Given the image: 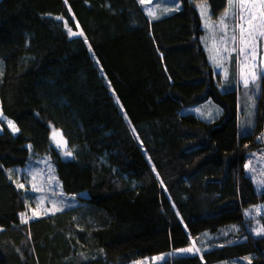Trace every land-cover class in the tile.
Returning <instances> with one entry per match:
<instances>
[{
	"label": "trees",
	"instance_id": "trees-1",
	"mask_svg": "<svg viewBox=\"0 0 264 264\" xmlns=\"http://www.w3.org/2000/svg\"><path fill=\"white\" fill-rule=\"evenodd\" d=\"M141 1L0 0V114L18 129L0 118V264H129L192 241L200 255L160 264H264L244 215L264 192L243 168L261 147L264 77L241 134L238 90H221L200 43L198 7L216 20L228 0H152V14ZM209 100L218 118L182 114ZM31 154L50 156L65 194L87 193L79 205L27 217L8 170Z\"/></svg>",
	"mask_w": 264,
	"mask_h": 264
},
{
	"label": "rangeland",
	"instance_id": "rangeland-1",
	"mask_svg": "<svg viewBox=\"0 0 264 264\" xmlns=\"http://www.w3.org/2000/svg\"><path fill=\"white\" fill-rule=\"evenodd\" d=\"M152 0H143L141 5L151 14L155 5ZM201 18L203 35L200 43L205 50L208 61L215 72L220 73L221 90L236 89L239 94V130L241 134H248L255 125L256 103L261 96V78L264 77V12L259 0L242 4L241 0H229L225 12L216 20H211L206 7H198ZM254 13L255 19L249 25V14ZM242 17V19H241ZM223 20V23L221 21ZM241 27L246 29L241 42ZM233 37H236L234 40ZM243 49V51H241ZM247 81V86H245ZM256 101V102H255ZM220 108L210 100L197 106L185 108L182 114H194L198 118L211 121L219 117ZM0 118L2 116L0 114ZM3 124L13 133L18 129L9 120L2 119ZM263 132L257 138L261 143L258 150L246 153L243 168L251 179L256 193L264 192V119ZM3 128L0 125V132ZM50 145L62 160L69 159L71 151L62 133L50 125ZM68 155V156H67ZM16 188L30 195L27 210L28 218L49 216L57 212L76 207L80 198L86 197L83 192L78 195H68L62 190L56 175L55 166L49 155L31 154L29 162L20 167L8 170ZM264 213V202L253 205L244 210L246 218L253 219L252 232L255 236L264 235V226L257 218ZM1 230V228H0ZM191 249V251H183ZM201 251L192 241L191 245L163 254L141 258L129 264H160L175 256L200 255Z\"/></svg>",
	"mask_w": 264,
	"mask_h": 264
},
{
	"label": "snow or ice",
	"instance_id": "snow-or-ice-1",
	"mask_svg": "<svg viewBox=\"0 0 264 264\" xmlns=\"http://www.w3.org/2000/svg\"><path fill=\"white\" fill-rule=\"evenodd\" d=\"M142 2H143V0H142ZM248 2H249V0H241V3L242 4H247ZM251 2L252 3H255L256 0H251ZM231 3H232V0H229V4L230 5H231ZM259 4H260V6L262 8H264V0H259ZM150 14H151V12H150ZM261 16L264 17V12H261ZM255 18H256L255 17V14L254 13H251V11H250L249 21H248L249 25H251V21L253 19H255ZM241 19H242V17H241ZM221 23H223V20L221 21ZM69 31H71V29H69ZM244 31H246V29H244L243 27H241V42H243V33H244ZM73 35H75V33H73ZM261 35H264V33H261ZM233 39L235 40L236 37H233ZM241 51H243V49H241ZM245 86H247V81H245ZM9 124L11 125V121H9ZM183 251H191V249H184Z\"/></svg>",
	"mask_w": 264,
	"mask_h": 264
},
{
	"label": "water",
	"instance_id": "water-1",
	"mask_svg": "<svg viewBox=\"0 0 264 264\" xmlns=\"http://www.w3.org/2000/svg\"><path fill=\"white\" fill-rule=\"evenodd\" d=\"M75 37H79V34H78V33H76Z\"/></svg>",
	"mask_w": 264,
	"mask_h": 264
}]
</instances>
